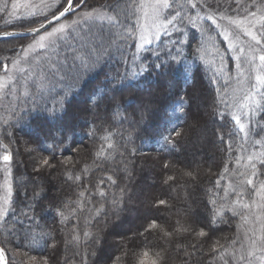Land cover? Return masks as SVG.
Instances as JSON below:
<instances>
[{
  "label": "snow or ice",
  "instance_id": "obj_1",
  "mask_svg": "<svg viewBox=\"0 0 264 264\" xmlns=\"http://www.w3.org/2000/svg\"><path fill=\"white\" fill-rule=\"evenodd\" d=\"M48 7L45 0L40 4L12 0L10 5L8 0H0V13L8 17L6 25L42 17L33 22L35 26L17 25L23 31L0 32V39L31 37V42L20 46L15 58L0 57L5 77L6 61L17 70L31 63L38 52L50 48H66L63 60L51 64L52 74L69 75L80 68L94 67L114 52L123 56L124 49L133 46L129 41L135 42L132 63L139 70L130 76L117 74L111 81V94L99 101L96 93L89 96L86 111L99 121L90 123L85 132L95 141L91 149L74 141V129L64 121L63 104L59 111L45 109V126L34 140L23 144L31 161L32 174L25 180L32 185V195L27 210L19 215L12 177L14 155L20 151L15 130L21 117L15 113L0 116V171L4 173L0 184V264H264V0H63L51 18L45 14ZM84 26L89 32L93 26L100 29L98 43H71L73 33L79 35ZM189 28L202 36L213 30L219 32L235 60L237 84L244 86L218 100L223 110L217 108L215 115L225 125L232 124L229 131L217 133L229 159L212 187L204 190L202 211L193 212L188 191L200 181V166L195 161L183 165L169 158L160 161L162 183L172 191L181 190L182 197L176 199H183L186 207L177 209L174 221L148 219L139 235L155 234V239L162 242L159 250L150 254L145 249L130 248V238L120 233H110L117 237L111 243L102 235L108 233L110 211L118 217L125 197H129L125 180L132 175L130 157L137 154L132 131L125 136L113 128L118 121L141 124L153 111L163 109L170 114L158 131L157 142L161 151L168 153L177 151L180 141L198 128L195 93L179 87L174 80H167L146 98L122 95L124 88L130 91L136 87L125 81H138L153 72L158 78L164 77L171 64H180ZM163 37H168L163 51L150 47L160 45ZM142 52L157 59L136 64ZM204 52L201 41L197 53ZM164 55L168 59H162ZM18 70L27 71L22 67ZM44 79L42 76L38 90L45 88ZM6 87L4 77H0V93ZM24 95L30 93L25 90ZM130 108L133 113L126 114ZM189 119L193 123L188 124ZM230 163H234V169L228 167ZM27 183L22 181L21 187L26 188ZM152 207L172 205L153 197ZM37 210L51 213L59 228L36 231L32 225L38 224ZM228 214L240 221L236 233L231 238H216L219 226L229 223ZM21 215L30 222L27 227ZM21 230L26 243L20 240ZM47 249L52 251L45 254Z\"/></svg>",
  "mask_w": 264,
  "mask_h": 264
},
{
  "label": "trees",
  "instance_id": "obj_2",
  "mask_svg": "<svg viewBox=\"0 0 264 264\" xmlns=\"http://www.w3.org/2000/svg\"><path fill=\"white\" fill-rule=\"evenodd\" d=\"M6 19L8 17L0 13V31L23 29L17 26L19 24L35 26L33 22L42 19V17H33L8 25L5 24ZM99 33L100 29L97 26H93L91 32L85 26L79 35L73 34L75 39L71 40V43L77 46L80 43H98ZM208 36L214 39H209ZM29 39L31 37L27 39L19 37L1 39L0 57L15 58L20 46L26 45ZM187 39L188 43L183 45L180 64H171L164 77L158 78L156 73L153 72L151 75L145 74L138 81L130 79L125 81L126 85L135 84L136 87L130 91L124 88L122 95L128 99L146 98L151 92L158 90L167 80H174L179 87L188 88L190 92L195 93L196 103L198 99L203 100V110L202 108L197 110L198 128L190 132L187 138L181 140L177 146L178 150L171 153L161 151L160 144L157 142L158 131L165 126L170 114L163 109L153 111L148 115L146 121L141 124L133 125L130 121L125 120L123 122L118 121L113 128V130L123 132L125 136H127L129 130L132 131L137 154L130 157L132 163L129 167L132 175L125 180L130 190L129 197H125L123 209L119 212L118 217L113 216L110 211L109 230L108 233H102V235H105L111 243V241L117 239L114 234H110L113 232L118 233L115 230L117 223L130 224L132 232H129L131 235L128 236L130 238L129 247H134L138 251L145 249L150 254L158 251L162 242L155 239V234L148 235L145 233L147 239H145V236L139 235L143 232L148 219H156L160 223H163L165 218L174 221L177 218L175 215L177 209L186 207L183 199H176L178 195L182 197L183 193L181 190L172 191L167 185L162 183L160 161L169 158L181 163V165L195 161L200 166V181L197 185L190 187L188 191L193 212L202 211V202L206 199L204 190L212 187V183L218 178V174L223 171L229 159V153L226 151L225 145L218 139L217 133L229 131L232 128V124L229 122L225 125L215 115L217 108L223 110V105H220L218 100L225 93L230 96L234 89H238L242 85L237 84L235 60L217 30L202 36L196 29L189 28ZM167 40L168 37H163L160 45L153 44L150 47L153 49L160 47L161 51H163V44ZM201 41H203L206 52L197 53V48L201 46ZM128 43L133 46L125 48L123 56L114 52L110 57L101 59L94 67L80 68L69 75H65L63 72L53 75L50 67L45 68L47 79L43 90H38L39 82L37 76H33L32 81L29 84L27 83L28 86L26 87L24 82L17 78L14 82L16 88L9 87V92L4 93L0 98L2 116L15 113V116L21 117L20 126L15 130L20 151L14 155L12 177L17 215H19L21 210H27L26 205L30 202L32 195V185L25 180V178L31 176L32 169L29 156L23 150L24 141L34 140L40 129L45 126L44 117L48 114L45 109L55 108L59 111L63 104L64 121L74 129V141L83 142L91 149L95 141L86 137L85 132L90 123L99 124V121L96 120L90 111H86L90 107L88 98L93 93H96V98L99 101L106 94L110 95L112 92L111 81L117 74L130 76L133 71L139 70L132 63L135 42L129 41ZM217 49L219 50L218 53ZM65 50L66 48L58 50L56 57L48 60H54V62L62 61ZM175 54V49H173V55ZM202 55L203 59L201 58ZM140 56L141 59L137 60L136 64L141 62L150 64L157 59L148 52H142ZM221 56H223V61H221ZM144 57H148V59L145 60ZM161 58L168 59L166 55ZM125 60L128 63H125ZM6 63H8L9 70L11 63L10 61H6ZM57 66L59 65L57 64ZM221 67L222 71L218 72L217 68ZM2 73H5L4 69L0 68V74ZM61 76H63V79H61ZM25 90L30 93L29 96L24 95ZM214 102H216L215 107ZM100 111L102 114V109ZM132 113L133 109L130 108L126 114ZM191 123L193 121L189 119L188 124ZM227 139L228 137L225 136V140ZM236 143H239V137L236 138ZM180 151L183 153L179 154ZM191 151L192 154L189 153ZM232 155L234 157L235 153ZM228 167L234 169V163L228 164ZM2 176L3 172L0 171V178ZM22 181L27 183L26 188L21 187ZM221 183L225 182L222 181ZM25 193H27V196ZM153 197L168 200L172 207L153 208ZM145 210L150 212L149 216L143 214ZM36 215L38 224L32 225L36 231L41 228H59V225L53 222L51 213H42L37 210ZM228 215L229 223L219 226V230L215 234L216 238L224 236L231 238L236 233V226L240 221L238 218ZM40 217L43 218L41 219ZM20 219L25 220V217L21 215ZM10 220L14 221L15 218L10 217ZM29 223V221L25 220V227ZM17 227L19 228L20 226L17 224ZM57 238L59 239V236ZM20 240L22 243L27 242L24 239L23 230L20 231ZM12 247H15V241H13ZM51 251V249H47L45 254H49Z\"/></svg>",
  "mask_w": 264,
  "mask_h": 264
},
{
  "label": "rangeland",
  "instance_id": "obj_3",
  "mask_svg": "<svg viewBox=\"0 0 264 264\" xmlns=\"http://www.w3.org/2000/svg\"><path fill=\"white\" fill-rule=\"evenodd\" d=\"M11 2H12V0H8L9 5L11 4ZM33 2L35 4H40L41 0H33ZM45 4L51 6V7L45 8V14L49 18H51L53 12H58L59 8L63 4V0H58V2H57V0H45ZM21 11H23V10H21ZM69 16H71V14H69ZM84 28H85V26H84ZM73 34H76V33H73ZM28 42H31V39H29L27 41V43ZM154 44H156V43H154ZM60 49H62V48H56V49H51L50 48L47 51H40V52H38V54H36L34 56V58H33L31 63H25V64H22V65L18 66V69L22 67L23 69H26L27 71H20L18 69L14 70L12 68V65H10L7 77H5V73L0 74V77H4V82L8 85V87H6L4 89L3 93H0V98L3 96L4 93L9 92V87L16 88L14 82H15V80L17 78H20L24 82V86L26 87V86H28L29 82L32 81V77L33 76H37L38 77L37 80H38L39 84L41 83V77L43 76V77H45V79L43 80V83L45 84V81L47 79L46 72H45L46 69L45 68L50 67L51 64L54 62V60L51 61V60H48V59L49 58H55L57 51L60 50ZM229 51H230V53L232 55L231 50H229ZM241 87H243V84L241 85ZM197 105H198V109L197 110H200L201 108L203 110L204 106H203V100L202 99H198ZM199 112H201V111H199ZM2 113H3V111L0 110V116H2ZM181 153H183V152L180 151L179 154H181ZM189 153L192 154V151L189 152ZM3 181H4V173H3L2 178H0V184H2ZM136 194H138V193H136ZM143 214L149 216L150 212L148 210H145L143 212ZM115 230L118 233H120V234H122V235H124L126 237L131 235L129 232H132L131 225L130 224H125V223H117V226H116Z\"/></svg>",
  "mask_w": 264,
  "mask_h": 264
},
{
  "label": "water",
  "instance_id": "obj_4",
  "mask_svg": "<svg viewBox=\"0 0 264 264\" xmlns=\"http://www.w3.org/2000/svg\"><path fill=\"white\" fill-rule=\"evenodd\" d=\"M24 29H19V30H1L0 32H4V31H23Z\"/></svg>",
  "mask_w": 264,
  "mask_h": 264
}]
</instances>
